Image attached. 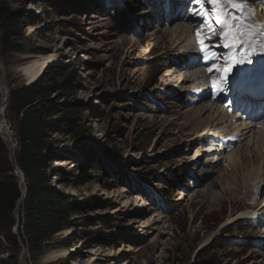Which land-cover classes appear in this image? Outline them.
I'll use <instances>...</instances> for the list:
<instances>
[{
	"label": "rangeland",
	"instance_id": "374dc122",
	"mask_svg": "<svg viewBox=\"0 0 264 264\" xmlns=\"http://www.w3.org/2000/svg\"><path fill=\"white\" fill-rule=\"evenodd\" d=\"M238 1L248 10L264 7L262 0H218L216 5L208 0H6L25 19L24 53L0 57L8 93L33 82L23 74L53 69L59 82L70 76L68 93L74 95L63 101L79 113L77 136L55 135L54 152L68 165L52 167L58 171L52 186L71 196L78 209L70 216L73 226L54 236L38 264L66 259L71 264H264V218L226 224L230 215L245 210L264 213V171L260 195L254 196L248 189L245 193L239 171L209 163L220 143L226 146L222 154L230 155L247 139L239 144L227 135L209 142L204 126L197 132L186 129L197 107L186 101L197 92L182 93L185 84L170 82V74H181L185 62L184 41L170 33L175 22L207 36L216 32L218 38L217 17ZM137 41L142 43L138 49ZM41 65L46 66L40 72ZM50 101L60 103L62 97L54 93ZM220 106L232 121L242 122L229 100ZM5 120L13 161L16 122L6 109ZM0 144L2 171L11 161L1 139ZM143 201L160 218L146 228L143 220L150 214L136 215ZM64 240L75 251L46 261L48 254L66 250ZM118 246L134 250L127 258L108 257ZM0 259L27 264L25 252L20 261L5 249Z\"/></svg>",
	"mask_w": 264,
	"mask_h": 264
},
{
	"label": "bare ground",
	"instance_id": "6f19581e",
	"mask_svg": "<svg viewBox=\"0 0 264 264\" xmlns=\"http://www.w3.org/2000/svg\"><path fill=\"white\" fill-rule=\"evenodd\" d=\"M262 3H264V0H262ZM236 5H239L240 7H236ZM233 6L234 7L227 6L226 8L228 10L224 11L217 17L226 22V27H221V25L217 24V28L220 30L218 38L214 37L216 32H211L212 36L200 33L197 38V35H194V33L197 34V32H194L192 28L185 24H181L180 21L175 22L176 24L173 26V30L170 33L172 34V37L175 36V40L178 37L181 43L182 40L184 41L181 48L183 56H185V62L183 63V71L181 74H177L175 71L170 74V82L175 86L185 84V87L183 86L184 89L181 90L182 93L188 91L191 94H194L197 92L196 95H191V98L186 101L193 105H197V107L192 110L191 120L187 123L188 125L186 126V129L192 128L193 132H197L204 126L206 132L204 136L208 137L209 142H217L216 139L227 135L229 136H227L229 138L228 141L239 144L244 139H247L244 144L231 150L230 155L222 154V152L226 150V146L223 143H220L216 150H211L214 152V157H209V163L212 164L216 161L220 164L223 163L227 168H231L234 170V173L239 171L240 177L242 176L244 178L243 183L245 184V193L248 194V190H250L252 191V195L255 196V194L260 195V190L262 189L260 175L264 171V121L257 124L251 122L236 123L231 120L232 118L228 116L227 111L220 105L223 101L228 99L231 90L236 91L234 93L235 96L250 101L248 95L254 97V99H258L260 94H253L252 92L257 91L261 87L264 89V48L260 47V45H264V7H253L254 10H248L242 1H238V3L233 4ZM229 11H231L232 14L227 21V12ZM243 13L248 16L244 18ZM168 33H164V35H168ZM221 33L227 37L228 43H234L237 46L229 48L225 40L222 39ZM210 37L214 38L212 39ZM194 38H197L199 41L195 43ZM201 40L204 41L203 49L200 43ZM158 42L164 43L163 37L161 41L159 40ZM136 43V49H138L139 45L142 43L139 41ZM248 52H251L250 57L247 55ZM53 57L54 56H50L51 59ZM201 57L203 60L200 59ZM211 57H215V59H211ZM249 59L251 60L250 63L248 62ZM51 61L52 60L47 62V66ZM225 63H227V65L231 64V66L225 69ZM45 66L46 65L39 66L38 71L41 72L42 68ZM210 67L214 69L211 74L208 71ZM225 71L228 72L227 77H224ZM214 80H223L221 86L222 91H217L213 88L212 82ZM6 95L7 90L4 83L3 71L2 78H0V115H3V117L0 116V139L8 148L10 143L12 145V137L5 120L6 106H4V104L7 105V102L5 103L4 101ZM170 97L173 96L170 94ZM178 98L179 97L176 96L174 99ZM259 111L263 112L260 113ZM259 111L252 109V114L257 116L264 113L263 108H260ZM204 115H206V118H203ZM238 119L240 120L242 118L239 117ZM250 119L255 120L256 117H250ZM192 122H194V125ZM229 122H233L234 124H229ZM189 124H192L190 128H188ZM182 135L183 134L180 133L179 136ZM219 148H222L223 150H220ZM66 165H68L67 162L59 161L54 165V168L62 169ZM18 178L20 179L19 175ZM246 183H248V185H246ZM258 186H260V189ZM249 195H251V193ZM182 199L183 198L180 200ZM21 202L22 199L19 200L17 204V211ZM148 206V203L145 201L136 206L137 208H143L142 213L141 210L136 211L138 217L150 214L143 220V228L148 227L151 223L158 222L160 219L158 218L159 216L157 217L155 214L151 213L153 209H146ZM263 214L264 213H257V211L245 210L230 215L226 224H234L236 219L243 218L263 220ZM260 241V243L263 244L264 238L260 239ZM133 250L134 249L131 247L125 250L124 246L122 248L121 246H118L108 257L127 258ZM73 251L75 250L71 248L68 251L52 252L45 257V260L49 261L55 260L59 257H65Z\"/></svg>",
	"mask_w": 264,
	"mask_h": 264
},
{
	"label": "trees",
	"instance_id": "16d2710c",
	"mask_svg": "<svg viewBox=\"0 0 264 264\" xmlns=\"http://www.w3.org/2000/svg\"><path fill=\"white\" fill-rule=\"evenodd\" d=\"M24 24L25 19L11 10L6 0H0V57L24 53L21 46ZM22 76L33 82L13 88L8 93L4 74L8 97L6 111L15 117L18 138L13 164L23 175L21 188L24 198L19 206L17 237L12 232L16 224L13 212L22 193L18 179L12 174L11 164L6 162L0 171V254L6 249L11 259H17L21 253L20 242L26 263L38 264L54 236L73 226L70 216L78 209V203L71 196L52 186V175L58 173L52 167L54 163L63 161L54 152L59 144L55 135L74 133L77 136L75 127L79 113L76 107L63 101L74 95L68 93L70 76L59 82L58 71L47 68L40 75ZM54 93L62 97L60 103L50 101ZM0 149H3L1 144ZM64 242L63 247L69 250L71 245ZM5 244L9 248H5ZM0 264H5V261L0 259ZM50 264L71 262L66 259Z\"/></svg>",
	"mask_w": 264,
	"mask_h": 264
},
{
	"label": "water",
	"instance_id": "95a60500",
	"mask_svg": "<svg viewBox=\"0 0 264 264\" xmlns=\"http://www.w3.org/2000/svg\"><path fill=\"white\" fill-rule=\"evenodd\" d=\"M2 74H3V68H2L1 61H0V78H2ZM7 98L8 97L6 95V98H5V101H4L5 103L7 102ZM4 106H6V104H4ZM0 116L3 117L2 114ZM8 153H9V159L11 161V166H12V169H13L14 176L16 178H18V175L20 176V179H18V183L17 184H18V187H19V189H20V191L22 193V196L20 197L19 200H21V199L23 200V198H24V191L21 188V184H23V175L21 174V172L19 171V169L13 164V161H12V145H11V143L8 146ZM19 200L16 203V208H17V204H18ZM16 208H15V211L13 212V215H14L15 219H18V214L16 213ZM17 228H18V221L14 225V231H13V234L18 237V235H17ZM18 242H19V240H18ZM19 246L21 248L20 261H22V257L24 255V249H23V246L21 245L20 242H19Z\"/></svg>",
	"mask_w": 264,
	"mask_h": 264
},
{
	"label": "snow or ice",
	"instance_id": "6c2138e0",
	"mask_svg": "<svg viewBox=\"0 0 264 264\" xmlns=\"http://www.w3.org/2000/svg\"><path fill=\"white\" fill-rule=\"evenodd\" d=\"M193 2H194V3H200V0H193ZM208 2L211 3V4H213V5H216V4L218 3V0H208ZM236 7H240V6H239V5H236ZM216 23H217L218 25H221V27H226V22H225V21H222V20L219 19V18L216 19ZM197 35L199 36L200 33H197ZM221 37H222V39L225 40V42H226V44H227V46H228L229 48H233V47H236V46H237V45L234 44V43H228V42H227V37H225L223 33H221ZM200 43H201V46H202V49H203L204 41L201 40ZM260 47H261V48H264V45H260ZM247 55H249V57H250V56H251V52H248ZM211 59H215V57H211ZM248 62L250 63L251 60L249 59ZM208 71H209V73L211 74V73L214 71V69L210 67V68L208 69ZM227 75H228V72L225 71V72H224V77H227ZM222 84H223V80H220V81H215V80H214V81L212 82V86H213V88H214L215 90H217V91H222V87H221Z\"/></svg>",
	"mask_w": 264,
	"mask_h": 264
}]
</instances>
